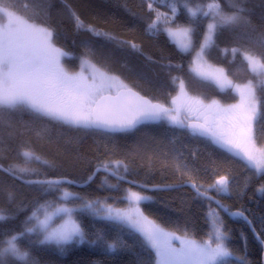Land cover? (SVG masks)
I'll return each instance as SVG.
<instances>
[{
	"label": "trees",
	"instance_id": "1",
	"mask_svg": "<svg viewBox=\"0 0 264 264\" xmlns=\"http://www.w3.org/2000/svg\"><path fill=\"white\" fill-rule=\"evenodd\" d=\"M177 6V18L183 25L189 19L202 21L201 29L209 22L204 17L207 5L218 3L225 14H233L237 8H243L242 20L214 35V44L204 54L209 64L225 69L231 79L237 83L252 81L256 87L258 100L264 98L258 77L247 67V62L239 55L235 58L233 47H253L258 55L264 47L245 43L240 39L242 34L264 29V0H172ZM187 4V7L185 6ZM5 6L23 16L26 20L53 30V43L73 56L63 59L68 68H77L84 49V42L95 46L100 56L106 57L110 73L118 76L128 87L160 103L166 104L170 97L179 91L176 85L169 82L168 70L161 63L181 64V71H172L173 76H180L185 81V90L191 96L204 100H218L227 103L236 101L232 90L220 92L214 85L202 83L189 70L190 55H182L169 40L163 30L148 33L146 25L155 19L153 11L148 9V0H0ZM200 6L195 18L190 17L188 7ZM79 16L85 25H92L98 30L110 33L117 41H131L139 46V51L127 44L117 41H106L97 38L84 30H77L74 16ZM248 23H244V21ZM226 50V51H225ZM97 62V58H92ZM170 93V95H169ZM255 145L264 147V121L256 126ZM39 133V135H37ZM30 151L41 159L25 157L23 152ZM183 153V161L188 165V175L181 176L174 167L176 152ZM195 153V155H193ZM48 161V165L42 161ZM122 161L128 165L126 173L123 167L112 169L117 175L142 185H175L195 180L204 185L211 184L218 176L227 175L230 180V194L210 192L222 204L232 211H242L252 222L255 231L264 240V174L249 170L238 158L217 149L204 138L194 137L186 129H180L167 122L142 124L133 130L109 133L101 130L82 129L37 118L28 111L5 112L0 116V166L34 170L19 173L25 180L66 177L77 183L84 182L99 162ZM117 185L116 189L101 188V183ZM63 189L77 192L89 199L110 197L108 204L124 207L127 199L114 201L111 197H126L129 188L148 194L152 199L142 202L144 214L164 229L188 234L197 240L207 239L209 224L206 213L209 202L197 195L187 186L147 191L132 186L124 181L98 173L94 181L85 187L62 185ZM14 193L15 199L9 200L8 194ZM35 186L28 185L21 179L0 170V208L5 214H13L14 219L0 223V227L20 230L21 222L30 214L29 211H17L23 204H28L39 197ZM42 199H53L52 196ZM71 199V198H69ZM75 203H79L76 201ZM216 205L212 204L211 208ZM224 228L229 239L226 246L232 253L229 264H239L237 257L243 258L246 264H262L263 245L258 241L245 219L230 217L220 212ZM82 227L86 231L101 230L107 234L109 241L117 235L129 246L115 251L107 249L101 243H71L61 251L56 245L34 244L30 248L27 242L22 247L30 251V259L36 264H139L141 259L148 260L151 250L140 247L138 233L121 228L111 221L93 218L82 214ZM94 238V237H92ZM37 240L39 237L32 236ZM154 264V254L151 255ZM15 264H25L15 261Z\"/></svg>",
	"mask_w": 264,
	"mask_h": 264
},
{
	"label": "snow or ice",
	"instance_id": "2",
	"mask_svg": "<svg viewBox=\"0 0 264 264\" xmlns=\"http://www.w3.org/2000/svg\"><path fill=\"white\" fill-rule=\"evenodd\" d=\"M228 2L232 3V0ZM147 6L155 12V19L146 25V31L150 34L159 31L158 22L163 17L166 27L162 30L176 44L177 50L182 55L196 52L195 63L189 62L190 71L202 83L214 85L220 92L232 90L240 97L238 103L225 106L215 99L206 103L198 96H189L185 90V81L180 76L171 74L173 70L181 71L182 63L174 65L170 60L167 64L161 63V67L168 70L171 85L174 86L179 81V93L172 98L171 106L153 102L152 99L134 92L118 76L112 75L107 58L100 56L90 42H84L83 53L74 57L79 60V71L69 72L61 58L73 54L55 47L53 30L28 23L13 16L7 8H0V12H4L8 18L7 24L0 27V116L5 112L28 111L38 119L46 118L77 128L105 132L132 129L145 122L166 121L172 126L186 129L194 137L204 138L217 149L238 158L249 170L264 174V149L254 147L256 126L264 121V98L258 100L256 87L251 80L243 85L237 84L229 78L225 69L214 68L204 60L206 50L214 44V35H219L225 28L240 22L241 13L245 10L237 8L235 13L228 15L223 13L218 3L208 4V10L203 11V16L210 17V20L202 30V21L189 19L182 25L177 18L175 6L171 7V17L155 9L151 0ZM201 10L200 6L187 8L192 18ZM73 16L78 31H87L106 41H117L110 33L98 30L92 25H85L79 16ZM244 23L248 22L245 20ZM240 39L245 43L264 47V29L258 31L253 28L251 32L242 34ZM117 42L140 50L131 41ZM231 52L234 58L239 55L247 62V67L259 78L258 83L264 91V52L257 55L255 48L242 46L233 47ZM93 57L97 58V62H93ZM23 155L38 161L41 159L30 151L23 152ZM173 159L176 171L181 176L188 175V165L183 161V153L176 152ZM42 163L48 165L46 160ZM120 167L126 173L129 171L128 165L122 161H101L82 184L66 177L24 180V183L35 186L40 195L17 209L30 212L21 222L20 230L0 227V264H15V261L36 264L35 260L30 259V251L21 246L24 241L28 248L34 244L56 245L61 251L73 242L94 245L101 243L110 251L131 247L119 235L109 241L107 234L101 230L86 231L80 219L82 214L111 221L121 228L139 233L140 247L146 251L151 250L149 259H141L139 264H153L152 254L154 264H227L225 258L232 253L226 246L229 236L222 230L225 226L220 212L230 217L244 218L255 234L254 225L242 211H232L229 206L209 195L212 191L217 194H230V180L227 175L218 176L208 185L197 183L191 177L186 181L197 197L209 202L206 223L210 230L207 233L208 238L203 240L190 236L187 229L180 236L150 220L141 211L140 204L149 202L152 198L142 192L129 189L126 197H111L114 201L127 199L130 207L122 210L107 203L110 197L89 199L61 187L88 186L101 170L110 172ZM2 170L21 180L23 176H17V171L22 174L34 171L17 168L15 165ZM111 174L116 175V172L111 171ZM117 179L125 181L123 176H117ZM126 182L135 184L134 181ZM137 186L142 191L147 188L146 185ZM100 187L116 189L117 185H106L102 182ZM258 191H264V186ZM48 196L53 199H42ZM8 198L10 201L14 200L15 194L9 193ZM76 201L79 203H75ZM212 204L216 207L211 208ZM14 218L13 214H5V210L0 208V223ZM256 235L260 240L259 234ZM32 236L39 239L33 240ZM260 242L264 244V240ZM237 260L239 264H246L243 258L237 257Z\"/></svg>",
	"mask_w": 264,
	"mask_h": 264
},
{
	"label": "rangeland",
	"instance_id": "3",
	"mask_svg": "<svg viewBox=\"0 0 264 264\" xmlns=\"http://www.w3.org/2000/svg\"><path fill=\"white\" fill-rule=\"evenodd\" d=\"M149 2H150V0H148V3H149ZM151 2L153 3L155 9H157V10H158L159 12H161V13H166L169 17H171V15H172V13H171V7H172V6H175V7L177 8L176 4H175L172 0H151ZM0 8H7L8 11L11 12V13L13 14V16L18 17V18H20V19H22V20H24V21H26V22H28V23L35 24V23L31 22V21L26 20L23 16L19 15L18 13L14 12L13 10H11V9L8 8V7H5V6L0 5ZM197 13H198V12H197ZM154 14H155V12H154ZM228 15H231V14H228ZM7 22H8L7 15H6L4 12H0V27L6 25ZM35 25H38V24H35ZM39 26H41V27H45V26H42V25H39ZM165 27H166V25L164 24V18L161 17L160 21L158 22V29H161V30H162V29H164ZM155 32H156V31H155ZM155 32H154V33H155ZM164 33H165L166 36H167V33H166V32H164ZM167 37H168V36H167ZM168 38H169V37H168ZM169 40H170V39H169ZM172 43L176 46V44H175L174 42H172ZM54 45H55V44H54ZM55 47L60 48V47H58L57 45H55ZM176 48H177V46H176ZM60 49H61V48H60ZM61 50H62V49H61ZM62 51H64V50H62ZM64 52H65V51H64ZM67 57H68V56H65V57H62V58H61V59H62V63L64 64L65 68H66L69 72H77V71H79V64H78L77 68H74V69L68 68V65H67L65 62H63V59H64V58H67ZM195 61H196V52L193 51L191 62L194 64ZM206 63H207L208 65H211V64H209L208 62H206ZM211 66H213V65H211ZM213 67H214V68H219V67H216V66H213ZM189 70H190V68H189ZM192 73H194V72H192ZM194 74H195V73H194ZM112 75H113V74H112ZM229 78L231 79L230 76H229ZM246 83H247V82H245V83H240V84L243 85V84H246ZM124 84H125V83H124ZM178 93H179V91H178L173 97L177 96ZM188 95H189V94H188ZM189 96H191V95H189ZM236 96H237L236 101L233 102V103H231V104H236V103L239 102L240 97H239L237 94H236ZM205 102L208 103V102H211V100H205ZM219 102H220L222 105H225V106L229 105V104H227V103H225V102H222V101H219ZM164 122H166V121H164ZM167 123H168V122H167ZM254 147H255L256 149H264V147H261V146H257V145H255V143H254ZM129 189H130L131 191L141 192V191H138V190H135V189H131V188H129ZM127 194H128V191H127ZM142 194L148 195V194L143 193V192H142ZM61 195H62V193H61ZM148 196H149V195H148ZM129 207H130V205H129V202L127 201V205H126V206L121 207V208H118V207H115V208L122 209V210H127ZM140 208H141V211H142L141 204H140ZM142 212H143V211H142ZM143 213H144V212H143ZM148 218H149V217H148ZM165 230H167V229H165ZM167 231H170V230H167ZM138 234H139V233H138ZM176 234H177V235H180V236L183 235V234H180V233H178V232H176ZM74 243H76V242H74ZM76 244H79V243H76ZM228 259H229V257H226V258H225V261L227 262V264H229Z\"/></svg>",
	"mask_w": 264,
	"mask_h": 264
},
{
	"label": "water",
	"instance_id": "4",
	"mask_svg": "<svg viewBox=\"0 0 264 264\" xmlns=\"http://www.w3.org/2000/svg\"><path fill=\"white\" fill-rule=\"evenodd\" d=\"M130 88H132V87H130ZM132 90L134 91V92H138L137 90H135V89H133L132 88ZM141 96H144V97H146V98H148V99H150L149 97H147V96H145V95H142L140 92H138ZM153 102H158V101H153ZM156 123H159V122H145V123H142V124H156ZM142 124H139V125H142ZM139 125H137L136 127H138ZM135 127V128H136ZM134 128H132V129H127V130H123V131H129V130H133ZM101 131H103V130H101ZM123 131H115V132H109V133H117V132H123ZM105 132V131H104ZM2 169H4L3 167H1L0 166V170L1 171H3ZM96 169V168H95ZM112 171V170H111ZM111 171L110 172H105V171H103V170H101L100 171V173H107L108 175H110V176H112V177H114V178H116L117 179V176H119V175H112L111 174ZM3 172H5V171H3ZM25 179H23V181H24ZM35 180V179H34ZM126 181H130V180H127V179H125V181L124 182H126ZM83 182H81V183H78V184H82ZM126 183H128V182H126ZM128 184H130V185H132V186H135V187H138L137 185H142V184H140V183H137V182H135V184H132V183H128ZM147 186V188H146V190L147 191H153V190H165V189H171V188H177V187H183V186H187V187H189L195 194H196V192L194 191V189L189 185V184H187L186 183V181L185 182H183V183H180V184H175V185H172L173 187H164V186H166V185H164V186H160V185H155V186H160V188H155L154 186H149V185H146ZM76 187V186H75ZM79 188H81V187H79ZM138 188H140V187H138ZM209 195H211V196H213L212 194H210L209 193ZM213 197H215V196H213ZM215 199H217L216 197H215ZM218 200V199H217ZM248 220V219H247ZM249 221V220H248ZM246 222V221H245ZM247 223V222H246ZM247 225H248V227H249V224L247 223ZM250 228V227H249ZM251 229V231H252V233L254 234V232H253V230H252V228H250ZM257 233H256V231H255V234H254V236H255V238L257 239V235H256ZM258 240V239H257ZM258 241H260V240H258ZM263 245V244H262ZM262 264H264V245H263V256H262Z\"/></svg>",
	"mask_w": 264,
	"mask_h": 264
},
{
	"label": "flooded vegetation",
	"instance_id": "5",
	"mask_svg": "<svg viewBox=\"0 0 264 264\" xmlns=\"http://www.w3.org/2000/svg\"><path fill=\"white\" fill-rule=\"evenodd\" d=\"M173 96L169 98V100L167 101L166 105L167 106H171V100H172ZM227 103V102H225ZM227 104H231V103H227Z\"/></svg>",
	"mask_w": 264,
	"mask_h": 264
}]
</instances>
